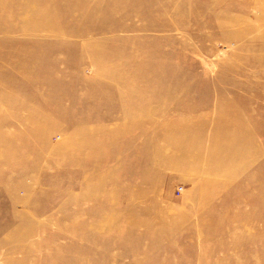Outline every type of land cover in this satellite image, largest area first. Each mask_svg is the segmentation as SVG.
<instances>
[{"label": "rangeland", "instance_id": "1", "mask_svg": "<svg viewBox=\"0 0 264 264\" xmlns=\"http://www.w3.org/2000/svg\"><path fill=\"white\" fill-rule=\"evenodd\" d=\"M11 2L0 264H264V0H62L31 58Z\"/></svg>", "mask_w": 264, "mask_h": 264}, {"label": "bare ground", "instance_id": "2", "mask_svg": "<svg viewBox=\"0 0 264 264\" xmlns=\"http://www.w3.org/2000/svg\"><path fill=\"white\" fill-rule=\"evenodd\" d=\"M11 1L12 2L10 3V14H11L10 16H12V20H11L10 30L11 31H19V30H21V31H28V30L34 31L35 30V31L39 32V36L37 37V39L34 40V42L27 40V44H28L27 47L23 45L22 40H19V42H18L19 47H18L17 51L15 52V54H13V50L8 49L6 51V53H8V55H15L16 57L20 56L22 58H31L32 56L35 55V54H33V50H36L37 48H40L42 50L45 47L41 41H49L48 39L45 38L47 32L53 31L54 33H56V36H54L56 39H61V36L64 33H66V32H62L60 24L59 25L54 24V23H51V21H50V19L53 17H57V19H58V16L52 15V14H50V12H53L55 7L62 9V7H63L62 0H47V3L44 4L43 10L41 9L38 12H36L35 10L33 11V8L36 6L37 2H33V3L28 4L29 2L26 0H11ZM1 6H2V3L0 4V7ZM27 9H29V11ZM23 10H27L29 12V14L19 16ZM45 17H47V19H45ZM36 18H37V22L35 24ZM28 20H29V24H30L31 28H29L27 26ZM79 21H81V19ZM258 21H264V15L262 17H260L258 19ZM82 26L84 27L83 29H85L84 32L80 31V29H78V28H81ZM63 28H64V30H70L71 32L74 33L73 36L70 35L72 38V43L78 42V40L84 39L85 37L91 36L92 34H95V33L105 34V33L109 32V30H111L109 26L107 27V29L104 28L103 30H101L95 24L93 25V27L89 28V27L85 26L84 24H80V23H78V25L75 27L73 24H70L67 22L63 25L62 29ZM245 29L246 30L248 29V30L246 31ZM245 29L241 33H247L249 31L257 32L259 30V27L257 28V26L253 27L251 25H248L247 28H245ZM263 37H264V33H263ZM87 42H88V40H87ZM23 47H25L26 49H24L23 51H20ZM261 49H262L261 47L258 48L260 55H262ZM93 52H94L95 59L99 58V54L96 53L95 51H93ZM251 62L255 63L254 61H251ZM144 67H145V65H141L140 68L142 69ZM7 68H10V66H7ZM1 71L2 70H0V77H2L1 74L3 73V71L2 72ZM109 77L112 80H116V77H112V78H111V76H109ZM0 88L1 89L9 88L11 90L14 88V85L12 82L0 84ZM123 104H125V102ZM4 120L7 121L6 118H3L2 121H4ZM263 120H264V118H263ZM0 123H1V120H0ZM1 125L4 126V124H1ZM15 132H17V134L15 133L16 135L15 134L14 135L19 138L22 131H18L16 129ZM35 137H39V135H36ZM35 137L33 138V140L37 143L38 138L36 139ZM10 205L12 208H15V206L17 204H15V202H12Z\"/></svg>", "mask_w": 264, "mask_h": 264}, {"label": "built area", "instance_id": "3", "mask_svg": "<svg viewBox=\"0 0 264 264\" xmlns=\"http://www.w3.org/2000/svg\"><path fill=\"white\" fill-rule=\"evenodd\" d=\"M176 191H177V192H179V191H180V189L178 188V189H176Z\"/></svg>", "mask_w": 264, "mask_h": 264}]
</instances>
